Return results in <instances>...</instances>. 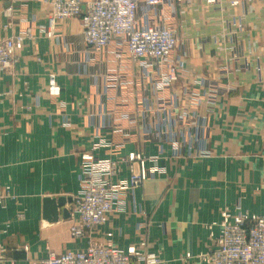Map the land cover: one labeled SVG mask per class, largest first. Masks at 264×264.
<instances>
[{
    "label": "crops",
    "instance_id": "obj_1",
    "mask_svg": "<svg viewBox=\"0 0 264 264\" xmlns=\"http://www.w3.org/2000/svg\"><path fill=\"white\" fill-rule=\"evenodd\" d=\"M238 1L139 8V27L167 16L178 36V79L160 94L166 71L128 63L120 44L92 52L78 18L52 19L53 0H0V39L32 32L0 83V264L140 242L166 264H196L221 210L264 214V0ZM95 145L97 158L116 163L114 181L128 178L135 153L147 178L75 240L61 210L55 223L42 219V200L76 195L81 155Z\"/></svg>",
    "mask_w": 264,
    "mask_h": 264
},
{
    "label": "built area",
    "instance_id": "obj_2",
    "mask_svg": "<svg viewBox=\"0 0 264 264\" xmlns=\"http://www.w3.org/2000/svg\"><path fill=\"white\" fill-rule=\"evenodd\" d=\"M194 1L89 0L81 4L78 0H53L51 17L56 21L78 18L83 42L94 53L120 44L125 48L128 63H156L159 70L166 71L157 87L161 94L178 79V69L173 62L178 44L177 32L170 25L167 16L158 25L139 27V8L190 6ZM203 1L206 5L217 2ZM238 3V0H231L233 6ZM9 11L7 9V13ZM31 37V29L26 28L22 34L0 39V83L3 74L11 71L16 64L17 54L25 41ZM48 79V94L58 96L60 88L54 75H50ZM190 102L192 106L197 105V93H192ZM96 149L95 145L81 155L79 187L76 195L71 198L69 233L75 240L87 238L96 228L106 223L108 216L121 208L127 193L139 187L147 178V172L143 168L145 158L135 153L128 160V178L114 181L116 163L97 158L94 154ZM173 149L176 151V146ZM147 160L153 163L149 169L151 172H161L156 158ZM214 225L217 227L216 232L209 227L211 247L192 257L196 264H264V214H235L225 208L220 211L219 221ZM144 248V242L127 252L110 243H89L86 248L74 252H51L46 258L32 264H166L156 254L146 253ZM190 258L191 256H187L186 259Z\"/></svg>",
    "mask_w": 264,
    "mask_h": 264
},
{
    "label": "water",
    "instance_id": "obj_3",
    "mask_svg": "<svg viewBox=\"0 0 264 264\" xmlns=\"http://www.w3.org/2000/svg\"><path fill=\"white\" fill-rule=\"evenodd\" d=\"M71 203L70 197H44L42 200V219L48 223H55L59 219V210L64 220L69 219L70 213L68 209L63 208L66 204Z\"/></svg>",
    "mask_w": 264,
    "mask_h": 264
},
{
    "label": "rangeland",
    "instance_id": "obj_4",
    "mask_svg": "<svg viewBox=\"0 0 264 264\" xmlns=\"http://www.w3.org/2000/svg\"><path fill=\"white\" fill-rule=\"evenodd\" d=\"M2 133H3V131H2ZM0 136H2L1 134H0ZM7 224L5 223V225L3 226V230L5 231V232H7L8 231V228H7ZM158 256V255H157ZM187 256H190L189 254H186L185 256H184V260L186 261V260H188V259H186L187 258ZM183 259H181V260H183Z\"/></svg>",
    "mask_w": 264,
    "mask_h": 264
}]
</instances>
